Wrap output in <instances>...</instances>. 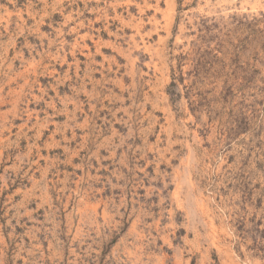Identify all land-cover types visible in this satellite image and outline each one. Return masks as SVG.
<instances>
[{"label": "rangeland", "instance_id": "rangeland-1", "mask_svg": "<svg viewBox=\"0 0 264 264\" xmlns=\"http://www.w3.org/2000/svg\"><path fill=\"white\" fill-rule=\"evenodd\" d=\"M0 264H264V0H0Z\"/></svg>", "mask_w": 264, "mask_h": 264}]
</instances>
